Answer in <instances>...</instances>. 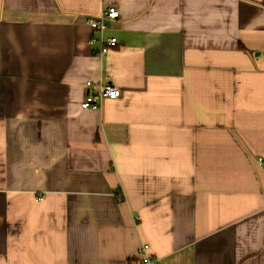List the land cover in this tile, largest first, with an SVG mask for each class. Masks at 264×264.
Segmentation results:
<instances>
[{
    "label": "crops",
    "instance_id": "crops-1",
    "mask_svg": "<svg viewBox=\"0 0 264 264\" xmlns=\"http://www.w3.org/2000/svg\"><path fill=\"white\" fill-rule=\"evenodd\" d=\"M86 81L120 95L84 109ZM142 244L264 264V0H0V264H136Z\"/></svg>",
    "mask_w": 264,
    "mask_h": 264
},
{
    "label": "built area",
    "instance_id": "built-area-1",
    "mask_svg": "<svg viewBox=\"0 0 264 264\" xmlns=\"http://www.w3.org/2000/svg\"><path fill=\"white\" fill-rule=\"evenodd\" d=\"M118 11L113 5H106L102 11L95 16L85 19V23L93 30L100 33V36H91L90 43H98L97 54H105L114 48L117 40L113 36H103L102 31L106 28V19H114L118 17ZM87 91L80 106L84 109H96L103 98L114 99L120 95V90L113 85L101 83L100 81H86ZM120 196V191H117ZM39 199V198H36ZM138 261L136 264H155L156 259L149 253L148 245L142 244L137 252Z\"/></svg>",
    "mask_w": 264,
    "mask_h": 264
}]
</instances>
